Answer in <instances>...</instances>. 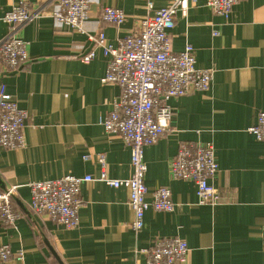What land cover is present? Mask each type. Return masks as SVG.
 <instances>
[{"label":"crops","instance_id":"0c3cea01","mask_svg":"<svg viewBox=\"0 0 264 264\" xmlns=\"http://www.w3.org/2000/svg\"><path fill=\"white\" fill-rule=\"evenodd\" d=\"M57 1L0 0V40L9 31L6 13L27 2L33 14L17 31L28 62L11 70L0 60V86L28 116L23 148L0 147V193L16 188L11 205L18 215L13 226L0 220V248L21 252L23 261L0 264H146L140 251L164 238L187 244L186 264H264V144L248 132L264 112V0L241 1L228 18L214 15L206 0H186L185 16H175L172 52L191 46L196 68L211 69L213 78L207 92L168 102L172 133L144 149L146 201L165 187L174 208L148 210L138 233L130 227L125 188L82 184L78 226L65 230L31 213L29 185L66 176L96 180L100 156L109 178L130 176L129 148L100 125L119 88L100 82L107 64L101 49L89 64L80 57L93 49L89 37L102 32L116 46L146 16L148 2L156 11L172 0H90L84 35L51 17L59 10ZM104 8L120 10L125 22H103ZM185 142L214 149V205L199 204L194 184L170 176V162Z\"/></svg>","mask_w":264,"mask_h":264},{"label":"built area","instance_id":"2783aa9c","mask_svg":"<svg viewBox=\"0 0 264 264\" xmlns=\"http://www.w3.org/2000/svg\"><path fill=\"white\" fill-rule=\"evenodd\" d=\"M241 1L244 0H206V6L214 15L228 18L232 7ZM57 2L59 10L52 13L51 17L71 32L84 35L90 0ZM146 7V16L134 21L131 32L122 42L111 46L101 32L89 37L93 49L80 57V62L89 64L95 56L94 50L101 49L107 64L100 82L119 88L112 109L106 118L100 120V125L106 134L119 137L129 148L130 176L121 180L109 178L104 159L100 156L98 162L101 172L96 180L91 176H66L29 185L31 213L65 230L77 228L78 212L82 206L80 187L94 181L115 189H127L128 206L133 216L130 227L134 232L138 233L143 228L144 214L148 210L171 212L174 208L170 191L165 187L157 188L151 202L146 201L144 149L172 133V110L168 102L193 93L207 92L213 71L196 68L193 48L189 45L177 54L172 52L169 32L174 27L175 16L179 13L185 16L186 0H172L168 6L156 11H153L151 2ZM32 17L29 4L21 2L3 18L9 31L0 40V60L8 69H17L28 62L26 45L18 38L17 31ZM101 20L119 27L125 22L126 16L118 9L104 8ZM27 117L26 112L20 110L6 93L5 86L1 85V148H23L24 122ZM248 132L264 144V112L258 114L256 124ZM169 168L173 180L194 184L199 204H216L217 192L209 182L218 172V165L210 144L181 143ZM15 191L16 188L11 187L0 193V220L8 226H13L18 217L11 205ZM140 252L146 255V264H186L190 250L180 238H164L149 250ZM10 259L22 262L23 254H12L7 247H1L0 262Z\"/></svg>","mask_w":264,"mask_h":264}]
</instances>
